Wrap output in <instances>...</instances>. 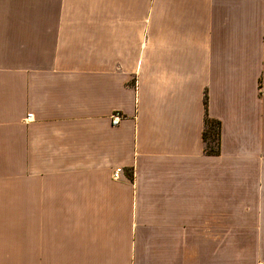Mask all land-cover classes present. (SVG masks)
Returning a JSON list of instances; mask_svg holds the SVG:
<instances>
[{
  "label": "crops",
  "instance_id": "0c3cea01",
  "mask_svg": "<svg viewBox=\"0 0 264 264\" xmlns=\"http://www.w3.org/2000/svg\"><path fill=\"white\" fill-rule=\"evenodd\" d=\"M0 264H264V0H0Z\"/></svg>",
  "mask_w": 264,
  "mask_h": 264
},
{
  "label": "trees",
  "instance_id": "16d2710c",
  "mask_svg": "<svg viewBox=\"0 0 264 264\" xmlns=\"http://www.w3.org/2000/svg\"><path fill=\"white\" fill-rule=\"evenodd\" d=\"M206 102H207V98H206V95H204L203 97L204 107H206ZM219 132H220L219 121L213 118H210L205 112L204 128L202 131V139L204 142L205 153L210 154V155L218 154L219 152Z\"/></svg>",
  "mask_w": 264,
  "mask_h": 264
},
{
  "label": "built area",
  "instance_id": "2783aa9c",
  "mask_svg": "<svg viewBox=\"0 0 264 264\" xmlns=\"http://www.w3.org/2000/svg\"><path fill=\"white\" fill-rule=\"evenodd\" d=\"M32 115L30 113H28L26 115V119H29ZM118 122V116L116 114L114 115H111V123L112 124H116ZM119 172L120 170L119 169H114L113 172H112V178L114 179H118L119 177Z\"/></svg>",
  "mask_w": 264,
  "mask_h": 264
},
{
  "label": "rangeland",
  "instance_id": "374dc122",
  "mask_svg": "<svg viewBox=\"0 0 264 264\" xmlns=\"http://www.w3.org/2000/svg\"><path fill=\"white\" fill-rule=\"evenodd\" d=\"M28 114V113H27ZM31 114V113H30ZM32 115V114H31ZM30 119V118H29ZM29 119H27V120H29Z\"/></svg>",
  "mask_w": 264,
  "mask_h": 264
}]
</instances>
